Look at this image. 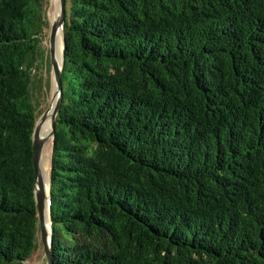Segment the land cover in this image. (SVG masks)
Wrapping results in <instances>:
<instances>
[{
    "label": "trees",
    "instance_id": "1",
    "mask_svg": "<svg viewBox=\"0 0 264 264\" xmlns=\"http://www.w3.org/2000/svg\"><path fill=\"white\" fill-rule=\"evenodd\" d=\"M37 1L0 0V264L40 232ZM63 50L53 264H264V0H66Z\"/></svg>",
    "mask_w": 264,
    "mask_h": 264
},
{
    "label": "water",
    "instance_id": "2",
    "mask_svg": "<svg viewBox=\"0 0 264 264\" xmlns=\"http://www.w3.org/2000/svg\"><path fill=\"white\" fill-rule=\"evenodd\" d=\"M60 11L58 18L51 22L50 37H49V51L50 62L52 67V77L54 81V101L50 104L47 111L37 121L33 133V165L35 169V199L38 211V218L40 224V233L44 244V250L48 264H53L52 252V217H51V195L49 192V173L47 181L45 182L44 171L42 169V155L45 146L49 140H52L55 134L56 119L60 112L63 100V83L62 71L64 65V25L66 21V0H59ZM62 30V57L61 64L56 58V40L57 35ZM50 118L51 129L47 135H42V129L45 123ZM48 185V188H47ZM48 212L49 224H47L46 214Z\"/></svg>",
    "mask_w": 264,
    "mask_h": 264
},
{
    "label": "rangeland",
    "instance_id": "3",
    "mask_svg": "<svg viewBox=\"0 0 264 264\" xmlns=\"http://www.w3.org/2000/svg\"><path fill=\"white\" fill-rule=\"evenodd\" d=\"M34 4L37 9H39V14L37 13L38 18L36 19V26L34 28V31L36 33H40V40L43 45L42 56H40V60L38 61L39 65L37 78H35L34 83V89L37 91V115L40 118L44 115L50 104L54 101V81L52 77V67L50 62L49 37L51 22H53L56 10L57 12L60 11V5L59 0H38ZM51 149L52 140H49L42 155V169L44 171L45 182L47 181L50 169ZM26 264H48L40 232L37 234L35 250L31 255L30 260L26 262Z\"/></svg>",
    "mask_w": 264,
    "mask_h": 264
},
{
    "label": "bare ground",
    "instance_id": "4",
    "mask_svg": "<svg viewBox=\"0 0 264 264\" xmlns=\"http://www.w3.org/2000/svg\"><path fill=\"white\" fill-rule=\"evenodd\" d=\"M58 15H59V11L57 12V10H56V12L54 14L53 21H55L58 18ZM62 48H63L62 30L60 29V31H59V33L57 35V40H56V58H57L59 64H61ZM50 129H51V120L49 118L48 121L43 126V129H42V132H41L42 135H47V133L50 131ZM46 219H47V224H49L48 212L46 214Z\"/></svg>",
    "mask_w": 264,
    "mask_h": 264
}]
</instances>
